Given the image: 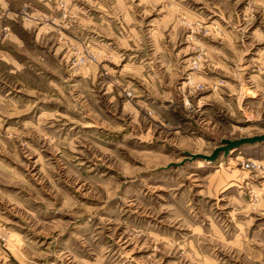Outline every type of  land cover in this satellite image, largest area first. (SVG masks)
Masks as SVG:
<instances>
[{
    "label": "rangeland",
    "instance_id": "1",
    "mask_svg": "<svg viewBox=\"0 0 264 264\" xmlns=\"http://www.w3.org/2000/svg\"><path fill=\"white\" fill-rule=\"evenodd\" d=\"M264 0H0V264H264Z\"/></svg>",
    "mask_w": 264,
    "mask_h": 264
},
{
    "label": "water",
    "instance_id": "2",
    "mask_svg": "<svg viewBox=\"0 0 264 264\" xmlns=\"http://www.w3.org/2000/svg\"><path fill=\"white\" fill-rule=\"evenodd\" d=\"M257 142H264V136L245 138V139H240V140H236V141L223 140L221 142L222 146L215 149L210 156L193 155V154H186V156L192 161L196 160V159H200V160L202 159L205 161H215L216 158L220 154L223 153L224 156H226L229 153V151L233 148H237V147L244 145V144H254Z\"/></svg>",
    "mask_w": 264,
    "mask_h": 264
}]
</instances>
